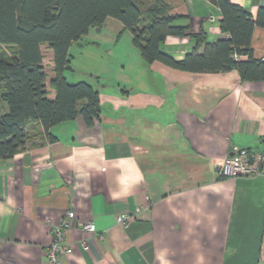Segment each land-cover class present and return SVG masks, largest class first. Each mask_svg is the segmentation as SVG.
Here are the masks:
<instances>
[{
  "label": "crops",
  "instance_id": "1",
  "mask_svg": "<svg viewBox=\"0 0 264 264\" xmlns=\"http://www.w3.org/2000/svg\"><path fill=\"white\" fill-rule=\"evenodd\" d=\"M230 1L252 19L264 8V0ZM171 12L191 32L203 30L207 42L228 37L210 0H183ZM117 27L124 31L107 18L89 30L92 40L73 43L95 47ZM192 48L187 36L161 47L177 59ZM251 48L264 60L263 27L253 28ZM129 49L109 80L101 71L93 77L89 69V79L64 71L67 82L98 89L91 125L81 117L61 122L49 140L30 121L24 149L0 159V264H45L52 231L69 211L62 264H264V175L226 178L216 169L235 148L264 150V79L181 71ZM122 213L129 216L120 224ZM88 222L93 233L81 228Z\"/></svg>",
  "mask_w": 264,
  "mask_h": 264
},
{
  "label": "trees",
  "instance_id": "2",
  "mask_svg": "<svg viewBox=\"0 0 264 264\" xmlns=\"http://www.w3.org/2000/svg\"><path fill=\"white\" fill-rule=\"evenodd\" d=\"M183 0H0V159L11 158L26 143V126L39 121L49 140L50 128L81 117L91 125L100 112L99 91L90 82H67L69 47L107 18L122 23L145 62L159 61L193 73L236 70L243 81L264 79V60L253 56V28H264V8L252 19L230 0H210L221 12L219 28L228 34L206 41L203 30L177 23L171 12ZM187 36L193 48L182 58L162 51L168 37ZM42 46L52 51L48 86Z\"/></svg>",
  "mask_w": 264,
  "mask_h": 264
},
{
  "label": "rangeland",
  "instance_id": "3",
  "mask_svg": "<svg viewBox=\"0 0 264 264\" xmlns=\"http://www.w3.org/2000/svg\"><path fill=\"white\" fill-rule=\"evenodd\" d=\"M125 31L126 30L120 32L118 27L117 31H112L109 29L104 30V32H108L106 34L104 33L105 39H101L100 45L92 48H88L86 46L78 47L75 43H73L71 46L72 48L70 49V53L73 56L70 63L72 71L68 73V77L72 79L74 75L76 78L81 76L84 79H89L90 70H95L94 73H92L93 75L91 76L96 77L97 72L101 71L98 72V74L101 76V80L111 79V76L115 75V72L111 70V68L112 66L117 65V63L122 62L123 59L121 58V56L124 57L126 55H129V57H131L130 52H126V48L130 47V49H134L135 53L139 51L131 45V35L127 31ZM93 34H95L94 30L90 31L89 35H84L81 38L84 39L83 43L85 44L89 40H92L95 37L93 36ZM117 35H119V38L116 42L115 39L117 38ZM46 49V47H42V53L44 57L43 62L47 74H49V67L51 66V55H47Z\"/></svg>",
  "mask_w": 264,
  "mask_h": 264
},
{
  "label": "built area",
  "instance_id": "4",
  "mask_svg": "<svg viewBox=\"0 0 264 264\" xmlns=\"http://www.w3.org/2000/svg\"><path fill=\"white\" fill-rule=\"evenodd\" d=\"M216 169L220 176L226 178L264 175V150L253 151L248 148H235L225 155L217 164ZM128 216V213L119 214L117 223H125ZM66 217L52 231V241L45 252V264H62L61 257L69 252V245L65 241V232L71 225L74 212L69 211ZM81 228L88 233L95 231V225L92 222L81 224Z\"/></svg>",
  "mask_w": 264,
  "mask_h": 264
}]
</instances>
